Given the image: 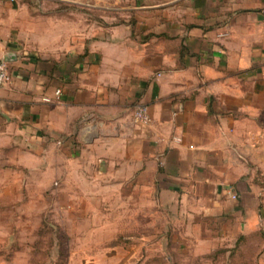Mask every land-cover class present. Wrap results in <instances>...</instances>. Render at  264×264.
I'll list each match as a JSON object with an SVG mask.
<instances>
[{"label":"crops","instance_id":"obj_1","mask_svg":"<svg viewBox=\"0 0 264 264\" xmlns=\"http://www.w3.org/2000/svg\"><path fill=\"white\" fill-rule=\"evenodd\" d=\"M28 2L0 0V190H22L24 211L48 190L108 219L150 206L188 230L264 220V0H165L99 23L73 3L38 30Z\"/></svg>","mask_w":264,"mask_h":264},{"label":"rangeland","instance_id":"obj_2","mask_svg":"<svg viewBox=\"0 0 264 264\" xmlns=\"http://www.w3.org/2000/svg\"><path fill=\"white\" fill-rule=\"evenodd\" d=\"M59 1L29 0L27 6L36 14L32 15L36 30L45 24L51 27L52 20L43 15L53 17L56 9L70 14L68 6L73 3L80 8L75 13L79 23H99L131 20L135 18L133 8L165 0ZM137 16L145 23L157 19L147 12ZM78 32H85L84 26ZM100 32L95 28L96 36ZM22 196L20 189L0 194L10 202L8 210L2 205L0 211V264H264V233L258 231L264 228V220L257 216L254 221L240 215L207 222L206 230L198 229L196 223L188 230L183 223L168 220L166 214L152 213L150 206L138 214L132 207L122 220L118 213L108 219V214L94 211L101 207L86 205L83 212L68 206L63 209L55 190L32 198L26 211Z\"/></svg>","mask_w":264,"mask_h":264},{"label":"built area","instance_id":"obj_3","mask_svg":"<svg viewBox=\"0 0 264 264\" xmlns=\"http://www.w3.org/2000/svg\"><path fill=\"white\" fill-rule=\"evenodd\" d=\"M10 72L7 62L0 61V90L10 81ZM59 95V93H57ZM134 117L139 122L147 124L150 121L148 110L145 107H138L134 112Z\"/></svg>","mask_w":264,"mask_h":264}]
</instances>
